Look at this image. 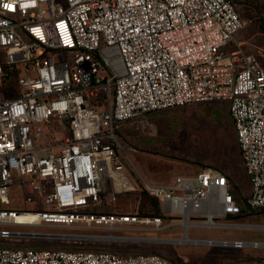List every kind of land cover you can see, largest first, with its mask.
<instances>
[{"label": "built area", "instance_id": "obj_1", "mask_svg": "<svg viewBox=\"0 0 264 264\" xmlns=\"http://www.w3.org/2000/svg\"><path fill=\"white\" fill-rule=\"evenodd\" d=\"M244 22L234 0H0V264H175L156 252L1 243L48 236L35 229L45 224L102 227L107 238L129 225H171L92 208L108 181L112 199L136 189L122 171L117 124L162 108L228 100L250 184L248 194L234 191L233 178L210 165L171 183L143 180L164 214L180 213L186 230L201 223L191 215L264 208V66L234 37ZM54 118L64 133L40 141ZM14 175L26 178L31 208L12 204ZM193 240L264 248L257 238Z\"/></svg>", "mask_w": 264, "mask_h": 264}, {"label": "rangeland", "instance_id": "obj_2", "mask_svg": "<svg viewBox=\"0 0 264 264\" xmlns=\"http://www.w3.org/2000/svg\"><path fill=\"white\" fill-rule=\"evenodd\" d=\"M234 1L245 21L243 27L235 32L234 37L236 40L243 41L242 48L244 50L253 51L258 55L264 66V0ZM1 61L4 63L3 56ZM4 66L7 68L5 64ZM102 74H107L106 68H103ZM12 92L16 93V89H13ZM167 109L172 110L170 112L171 120L166 122L164 126H160L152 134L153 139L150 143L141 148L134 141L135 127H133L132 119L117 124L115 131L121 143L119 157L123 164L122 171L136 189L118 192L116 193V198L112 199V190L110 181H108L106 182V190L100 194L99 201L92 207L93 209L108 210L115 205L117 209L136 211L137 207L143 203V199L140 196L141 184H143L142 175L147 177L143 162H147L149 158L153 160L157 157H159L158 160L161 163L154 164L153 169L156 172L173 174L185 167V161H191L202 167L210 165L228 170L233 176L232 189L234 191L237 188L243 191L246 188L250 190L247 175L241 165L240 152L235 140L232 120L228 113V100L191 102ZM163 117L169 118V115H163ZM142 126L146 129L148 125L143 124ZM63 133L62 122L54 118L50 123H43V129L38 133V138L42 142H49L60 138ZM155 139L158 142H155ZM166 160L169 162L165 165ZM196 166L189 171H195ZM150 179L152 180V178ZM25 180V177L14 175L13 182L9 186V193L14 197L12 204L18 208L32 207L30 202L24 201L25 193L31 192L24 183ZM22 181L23 184L21 183ZM143 207L145 210L149 209L148 206L143 205ZM166 216L167 218L163 219V223L166 224L172 221L171 225L162 228H154L152 224H135L121 227L113 230V234L124 235L116 237V239L98 235L100 233H108V230L102 227L45 224L37 225L35 229L50 232L51 234L48 236L24 237L17 241L7 239L1 243L67 249H109L118 253L156 252L168 257L175 264H201L204 263V260L207 264H211L214 258L222 254L230 264L231 262L241 261L238 259L239 257H242L241 259L243 260L244 257L253 254V250H244L242 252L243 248H227L217 251V247L210 243L183 242L185 236L178 242L152 240L149 238H180L185 231L186 236L192 239L211 238V236L220 237L224 234L227 236L238 235L243 238L264 239V208L243 209L240 216L244 217V222L232 221L242 223L238 227H218L215 224L202 223V221L208 219L206 215L202 214L199 216L191 215L190 220L201 223L189 224L184 230L180 222L183 216L180 213L174 215L166 214ZM220 217L221 215H217L212 219L219 221ZM248 259L249 262L252 260L251 258ZM260 259L257 260L261 261ZM240 263L247 264L248 261H241Z\"/></svg>", "mask_w": 264, "mask_h": 264}, {"label": "crops", "instance_id": "obj_3", "mask_svg": "<svg viewBox=\"0 0 264 264\" xmlns=\"http://www.w3.org/2000/svg\"><path fill=\"white\" fill-rule=\"evenodd\" d=\"M173 107H175V106H173ZM173 107H167V108L172 109ZM167 108H162V109L150 111L145 115L138 116V117L132 119L133 124H134L133 127H135V131H134L135 132V134H134L135 139H134V141L139 148L144 147L146 144L150 143V141L153 139L152 134H154V132H156L160 126H164L166 124V122H169L171 120L170 112L172 110H168ZM163 115L164 116L169 115V118H167V117L164 118ZM143 124L148 125L146 127V129L143 128L144 127V126H142ZM235 140H236V137H235ZM155 142H158L157 139H155ZM158 158L159 157H157L156 159H153V160L149 158L147 162L142 161L143 165H144L143 168L145 170V175L147 176V177H144V175H142L143 180H146L148 182L152 181V183H171L174 180V176H176L178 174H196L202 168L201 165L195 164L194 162L185 161V163H186L185 167L182 168V170L179 172H176L173 174H170L167 172H158V171L156 172V171H154L153 166L155 163H159V164L161 163L158 160ZM162 158H161V160H162ZM240 158H241V156H240ZM168 162L169 161L166 160V162L164 164L166 165ZM241 165H242V160H241ZM194 166H196V170L195 171H189L191 168H195ZM243 170H244V168H243ZM225 171L227 173H229L228 170H225ZM150 178H152V180ZM232 178H233V176H232ZM149 179H150V181H149ZM141 186H142V184H141ZM249 192H250V190H248V188H246L245 191L240 189L241 194L242 193L248 194ZM246 208L247 207H243V209H246ZM243 209H242V211H243ZM108 210H122V209H117V207L115 205H113ZM122 211H126V210H122ZM234 220H237L240 222V221L244 220V217H241L240 213H239V214H227L225 216L221 215V217L219 219V221H228V222L229 221L232 222ZM237 221H235V222H237ZM218 227H221V226H218ZM222 227H234V226H222ZM235 227H238V226H235ZM184 236H186L185 231H184V235L180 238H173V237H170V238L173 241L178 242V239H182ZM211 238H243V237H240L238 235L227 236L226 234H224L223 236H220V237L211 236ZM188 239H191V238L188 237ZM189 243H191V242H189ZM214 246L217 247V249H218L217 251H221V250L227 249V248H237V247H227V246H220V245H214ZM244 250H253V254L248 255L250 257H248V256L244 257V255H243V257H244L243 260L241 259L242 257H239L238 259H240L242 262L248 261L247 264H264V248H243L242 252ZM257 255H258V257H257ZM247 257L251 258L252 260L249 262V259ZM260 258H262V259H260ZM257 259H260L261 261H258ZM241 261L231 262L230 264H241L240 263ZM203 262L204 263H201V264H207L205 262V260ZM211 264H229V262L227 259L224 258V256H222V254H219L217 256V258H214V260L211 261Z\"/></svg>", "mask_w": 264, "mask_h": 264}, {"label": "trees", "instance_id": "obj_4", "mask_svg": "<svg viewBox=\"0 0 264 264\" xmlns=\"http://www.w3.org/2000/svg\"><path fill=\"white\" fill-rule=\"evenodd\" d=\"M228 174H229L230 177H232V175L230 173H228ZM140 196L143 199V203L141 204V206L137 207L136 211L138 213H140V214H150V215H160V216H162L163 219L167 218L166 214H164L162 212L159 200H158V198L156 196H153V195L149 194L144 187L141 188ZM143 205L148 206L149 209L145 210ZM248 209L250 210V209H253V208H248ZM255 209H257V208H255ZM125 253H128V252H125Z\"/></svg>", "mask_w": 264, "mask_h": 264}, {"label": "bare ground", "instance_id": "obj_5", "mask_svg": "<svg viewBox=\"0 0 264 264\" xmlns=\"http://www.w3.org/2000/svg\"><path fill=\"white\" fill-rule=\"evenodd\" d=\"M188 221L189 220L185 217V219L183 220V223H188ZM205 223H207V224H214L212 218H210V217H208V219L205 221ZM121 236H124V235H114V237H112V239H116V237H121ZM102 237H107V236L105 235V236H102ZM125 237H127V236H125ZM149 239H152V240H155L156 239V240H169V241H173L171 238H160V239L159 238L158 239L157 238H149ZM178 240H181V239H178ZM183 241L184 242H191V243L203 242L202 240L188 239L187 236H185V239H183Z\"/></svg>", "mask_w": 264, "mask_h": 264}, {"label": "snow or ice", "instance_id": "obj_6", "mask_svg": "<svg viewBox=\"0 0 264 264\" xmlns=\"http://www.w3.org/2000/svg\"><path fill=\"white\" fill-rule=\"evenodd\" d=\"M5 7H7V5H5Z\"/></svg>", "mask_w": 264, "mask_h": 264}, {"label": "water", "instance_id": "obj_7", "mask_svg": "<svg viewBox=\"0 0 264 264\" xmlns=\"http://www.w3.org/2000/svg\"><path fill=\"white\" fill-rule=\"evenodd\" d=\"M154 238V237H153Z\"/></svg>", "mask_w": 264, "mask_h": 264}]
</instances>
